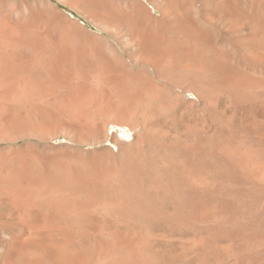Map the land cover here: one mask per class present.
Masks as SVG:
<instances>
[{
	"label": "rangeland",
	"instance_id": "rangeland-1",
	"mask_svg": "<svg viewBox=\"0 0 264 264\" xmlns=\"http://www.w3.org/2000/svg\"><path fill=\"white\" fill-rule=\"evenodd\" d=\"M23 1L0 0V36L19 53L3 60L35 76V89L7 96L0 81V150L13 169L56 170L60 186L39 180L24 206H12L10 264H264V0H139L143 10L132 8L134 0H47L53 17L107 37L115 49L85 55L63 52L56 33L42 25L27 26ZM167 3L187 27L181 55L160 63L138 54L125 14L138 18ZM17 27L34 46L14 40ZM54 55L73 62L71 77L56 78L48 67ZM99 62L132 76L131 118L121 122L95 105L87 122L76 115L72 89L80 82L93 90ZM80 63L83 74L76 72ZM185 64L199 74L196 82L170 86L159 76ZM59 104L65 110L47 128L31 123ZM121 170L133 174L149 202L140 215L124 210ZM77 177L91 189L78 187ZM60 203L69 206L56 217L37 216Z\"/></svg>",
	"mask_w": 264,
	"mask_h": 264
},
{
	"label": "bare ground",
	"instance_id": "bare-ground-1",
	"mask_svg": "<svg viewBox=\"0 0 264 264\" xmlns=\"http://www.w3.org/2000/svg\"><path fill=\"white\" fill-rule=\"evenodd\" d=\"M134 1H135V5L132 6V8L134 7L137 10H139V9L143 10V5L140 3V1L139 0H134ZM23 3L25 4V7L21 11V14H22L23 18L27 21L26 25L27 26H40V25H42L46 29H49V31L56 33V35L61 40V43L63 44V48H60V49H63V52H64V47H67V48L69 47L73 51H77V53L79 55H82L84 52L92 53V51L95 49H99V50L103 49L104 51L108 50L109 53L110 52L114 53L115 49H113V46H112L113 44L111 43V41L107 37L101 38V37H98V36L92 34L91 32L86 33L82 29V27H80L79 25L76 26V24L73 25L76 27L75 28L73 27V29H71V25H69L67 23V21H65V18H61V16H58V15H56L57 17L56 16L53 17L52 12L54 14H57V11L55 9L49 7L52 5L47 0H24ZM151 8H152L151 12L145 11L144 15L143 16L138 15V18L137 17L135 18L134 14L126 13L125 17H127L126 19L128 20L126 22V26H127V29L129 31L131 37H132L131 39H133L136 42L137 46H135L136 47L135 49L138 52V54H141L144 57L149 58L151 61H152V58H155V59L159 60L158 62L161 63L162 59L164 60V58L171 57L172 55H176V56L181 55V52L184 49L183 45H184V40H185V35H186V30H185L184 26L187 27L186 26L187 22H186L184 15L177 10H175L178 13V14H176V16L174 13L170 14L171 10H173V7L170 6V3H167L165 5V7H162L161 4L159 6H158V4L157 5L153 4L151 6ZM0 11H2L1 7H0ZM156 11H158L159 13L157 14ZM95 25H97V23H95ZM97 26H99L101 29L104 30V28L101 27L100 25H97ZM12 31L15 35L14 36L15 39L14 38L13 39L16 40L17 42L21 43V45L24 44L26 46H34V43L28 41L29 37L27 39H26V37H24V35L22 34L21 28H18V27L13 28ZM108 34H110V33H108ZM3 35H5V34H3ZM197 35H199V37H200V34H197ZM114 39H116V38H114ZM14 43H15L14 41L11 42V40H10V42H9V40L3 39L0 36V81H1V83L4 84V93L7 96H11V93L13 94V92L17 88H19L20 90H24L25 87L29 86L31 90L35 89V86L33 85L35 76H30L28 74L27 70L26 71L22 70L21 67H19L15 64L16 63L15 61L12 62L11 60L10 61L8 60L10 58L9 56L12 57L13 54L16 55L15 54L16 52H14V49H13V47H15ZM37 43H36L35 48H37L36 50L38 51V49H40L42 47L41 46L42 44L40 45L39 43L38 44ZM39 45L41 47L38 48ZM35 48H34V50H35ZM51 52H53V51L51 50ZM60 52H61V50H60ZM17 55H19V53ZM84 55H85V53H84ZM88 56H89V54L87 55V57ZM3 57H9V58L3 60ZM76 58H75V60H76ZM100 62H101V60H100ZM72 63H71V60L69 61L67 59V57L59 59L58 56L54 55L52 58V61L50 63L48 62V64H49L48 67L49 66H50V68L52 67L54 75L56 76V78L58 80L60 78L66 79V78L71 77V73L73 70L72 65H71ZM118 63L119 62H117V64ZM100 64L102 66H100L101 67L100 70L96 73L97 77H96L95 82H96L97 86L93 90L89 91V89H88L89 92H86L85 89L83 88V86L81 84H79L80 82L72 89V92H74L73 97H72V101L74 102V104L76 106L75 107L76 108V115L79 117L80 121H82V122L86 121L87 122L88 120H86V119L88 118V115L90 113L89 112L90 106L95 105L100 112L107 111L109 113V115L120 119L121 122H122L121 119L124 120V119L131 118L132 114L134 113L131 110L132 109L131 105H132L134 97L136 96V93H137L136 90L133 87H131V85H130L131 84L130 77L132 78V76L127 75V73L120 71V69H116L117 68V67H115L116 65L112 64L111 68H108L106 66V64H104V63H100ZM84 65L82 63H80L78 68L76 66V68H77L76 72L79 74H81V73L83 74L85 72ZM71 68H72V70H71ZM73 71H75V70H73ZM73 73H75V72H73ZM159 76L165 82L169 83L170 86L173 85V86H177V87H181L182 84L184 83L183 81L186 79L192 78V80H194V82H196L195 78H199V74L197 73V71L191 69L190 64L182 65L180 68H178L177 71H172V72L168 71V72L160 73ZM80 77H84V75L83 76L81 75ZM192 80L190 79V82H192ZM51 82H53V81H51ZM184 84H186V83H184ZM108 89H114L115 94L110 95L112 92L109 94L107 91ZM66 96L69 98V100L71 102V87H69ZM64 110H65V108L62 110L60 104L57 106L56 110L55 109H49L48 110V109L44 108L41 110L42 115L44 114V116L47 119H44V120L42 119V120L31 122V123L34 126L38 127L39 130L40 129L43 130V129L47 128L48 125L51 123L52 115L62 114L64 112ZM11 115L12 116H10V117H12V119L15 120V122H16V123L15 122H13V123H15V125H17V122H20L21 120L18 116V113H16V110L13 111V113ZM5 120L7 121V119H5ZM5 120H3L2 122L4 123ZM21 123H23V122H21ZM6 124L7 123H5V125ZM15 125L12 124L13 127ZM23 125H25V124H23ZM67 125L71 126V122L69 121L67 123ZM16 127L17 126H15V128ZM19 128H21V127H19ZM2 155L3 154L1 151V154H0V264H10L11 259L9 258L10 257L9 255H11V253H10L11 250L9 251L10 246H9V238L7 237V230L10 226L11 221H12L11 220V208H12V206H24L28 197L30 196V191H31L30 187L32 185L34 186V184L37 181L43 180V179H46V180H43L44 182L45 181L49 182L48 179L57 180L56 174L59 172L55 173L54 171H56V170L51 169V168L49 170L37 171V170H33L31 168H27L24 165L23 166L21 165L22 167H20L18 165L20 168L18 166H16V169L14 168L15 170H17L16 171V175H17L16 177L17 178L11 177L13 174V173H11V171L14 169L12 167H10L11 165H8L10 163V161H7V159H5V157H7V156H2ZM127 164H128V161H127ZM11 168H12V170H11ZM17 168H19V169H17ZM46 168H48V167H46ZM59 170L63 171L64 169L61 170L58 168V171ZM65 177H63V178H65ZM69 177H71V176L69 175ZM69 177L65 178V180L69 179ZM15 178H16V180L13 182V180ZM118 178H119L121 187L124 190V196L127 200V204H126L124 210L131 213V214H137V215L144 213L145 210H149L150 209L149 202H147L144 199V196H143L144 193H142L141 189H139L137 187V185L135 184L133 174L131 172L121 170L119 172ZM76 181H74V182H76L77 186L81 187L83 191H85L83 188H89V183L87 181H85L84 179H81V181H80L78 178V180H76ZM52 183H53V181H52ZM69 183H71V182H69ZM57 184H59V181ZM70 185L71 184H69V186ZM37 186H38V184H37ZM59 186H60V184H59ZM69 189L71 190V186ZM89 189H91V188H89ZM89 189H87V190L89 191ZM77 190H78V188H77ZM32 191H34V189ZM89 192H91V190ZM33 194H34V192H33ZM31 197H33V196H31ZM38 201H40V200H38ZM49 201H46V202L49 203ZM50 203L49 204L46 203L47 207H45V208L48 209V205H50ZM52 203H54V202H52ZM55 203H57V202H55ZM69 204H71V203L69 202ZM69 204L65 205V204L60 203V204H56V206L51 205L52 209L54 208V210H52V211L48 210V211H46V213H45V211L44 212L41 211L37 214V216L43 217V218L47 217V219L48 218L51 219L53 217H56L55 216L56 214H60L58 212L63 210L66 206H69ZM71 206L72 205H70V207ZM25 208L26 207H24V209ZM56 208L58 209V211H55ZM79 218H80V216H79ZM90 221H91V219H90ZM121 239H123L126 244H128V242L131 241L130 237H126L125 235ZM120 243H123V242H120ZM105 245L103 246L104 248H105ZM130 246H131L130 244L124 246V247L128 248L129 254L132 251ZM108 252H107V254H108ZM83 257L84 256H82L81 259L85 260V259H83ZM115 263L116 262H114L113 264H115Z\"/></svg>",
	"mask_w": 264,
	"mask_h": 264
}]
</instances>
